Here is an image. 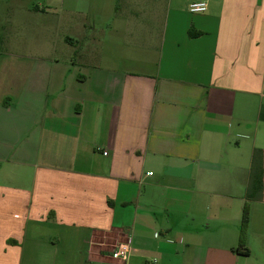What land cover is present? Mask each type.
<instances>
[{
	"label": "crops",
	"instance_id": "0c3cea01",
	"mask_svg": "<svg viewBox=\"0 0 264 264\" xmlns=\"http://www.w3.org/2000/svg\"><path fill=\"white\" fill-rule=\"evenodd\" d=\"M0 6V264H264V0Z\"/></svg>",
	"mask_w": 264,
	"mask_h": 264
},
{
	"label": "trees",
	"instance_id": "16d2710c",
	"mask_svg": "<svg viewBox=\"0 0 264 264\" xmlns=\"http://www.w3.org/2000/svg\"><path fill=\"white\" fill-rule=\"evenodd\" d=\"M264 194V151L255 149L251 168V182L246 193L242 224L240 228V244L237 249L243 254H249L246 247V239L251 214V203L263 198Z\"/></svg>",
	"mask_w": 264,
	"mask_h": 264
},
{
	"label": "built area",
	"instance_id": "2783aa9c",
	"mask_svg": "<svg viewBox=\"0 0 264 264\" xmlns=\"http://www.w3.org/2000/svg\"><path fill=\"white\" fill-rule=\"evenodd\" d=\"M208 10V5L206 2H193L189 5V11L192 13H204ZM107 155V152H104ZM149 175H152L150 172ZM131 253V247L127 243L120 244L112 253L113 259L125 260L129 257Z\"/></svg>",
	"mask_w": 264,
	"mask_h": 264
},
{
	"label": "rangeland",
	"instance_id": "374dc122",
	"mask_svg": "<svg viewBox=\"0 0 264 264\" xmlns=\"http://www.w3.org/2000/svg\"><path fill=\"white\" fill-rule=\"evenodd\" d=\"M27 4L31 5L32 7H35V6H39L41 8H44L45 7V4L46 2H49L51 0H25ZM5 7H2L0 6V21L2 20V15H4V13L2 12V10L4 9ZM6 31L4 30L3 33H2V37H3V42L0 44V46L2 48H6L7 47V37H6ZM30 38V37H29ZM19 44V43H18ZM17 44V45H18ZM2 53H0V60H6L8 59V55L6 56V51L5 50H2L1 51Z\"/></svg>",
	"mask_w": 264,
	"mask_h": 264
}]
</instances>
